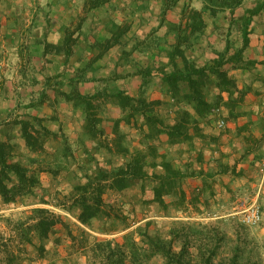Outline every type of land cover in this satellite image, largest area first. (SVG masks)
I'll use <instances>...</instances> for the list:
<instances>
[{"label":"trees","instance_id":"1","mask_svg":"<svg viewBox=\"0 0 264 264\" xmlns=\"http://www.w3.org/2000/svg\"><path fill=\"white\" fill-rule=\"evenodd\" d=\"M44 1L0 0V18H15L14 34L16 30L17 35L22 34L21 52L25 53L26 64L30 63L31 53L26 38L37 35L33 33L36 20L42 17L51 29L56 14L54 5L64 0ZM82 1L84 10L71 26H63L61 19L54 23L56 33H65L61 41H50L52 31L46 28L39 32L43 41L36 40L43 45L45 56L65 54V70L77 53V31L88 21V30L95 28L89 14L111 7V0ZM153 1L130 0V15L150 9ZM195 1L201 3L200 7ZM158 2L157 28L143 39L132 38L130 52L123 50L122 54H127L123 56L125 60L129 55L131 59L133 52L157 49L166 42L168 61L159 69L144 68L138 72L145 78L159 77L167 86L172 101L163 109L162 100H149L143 91L132 96L120 89L119 73L106 78L95 74L94 63L99 58L118 44L126 46L121 39L129 26L113 25L106 40L94 38L88 43L92 49L100 50L97 58L88 60L79 56L78 64L68 72L45 75L37 98L25 103L19 97L12 111L0 116V211L29 204L30 198L31 204L37 205L25 218L0 215L5 226L4 230L0 226V264H24L37 259H48V264H259L258 252L264 244L253 235L250 228L253 225L238 223L233 231L235 240L230 242L227 225L236 220L211 219L215 214L211 199L215 195L216 176L240 177L243 172L236 171V163L230 167L219 158L210 160V164H217V170L197 168L196 164L206 162L205 154L189 155L197 138L210 146L219 141L218 134L206 133L204 122L226 131L228 126L219 128L216 122L223 118L228 124L240 116L238 108L252 85L239 87L231 71L254 72L258 63L264 65V60L246 58L251 24L256 16L264 14V0H257L240 16L236 11L244 7L245 0ZM172 12H177L178 17L170 20ZM164 26L167 32L159 36L157 31ZM235 31L241 36L240 43L233 36ZM170 33L175 37L172 44L166 41ZM214 34H219L224 43L217 44ZM207 50L216 56L202 62ZM26 64L21 71L29 77L30 66ZM33 78L34 85L41 82ZM257 80L264 82V75H254L251 82ZM85 82L96 83L95 90L83 92L80 86ZM62 85L70 90L64 91ZM50 90L55 92L53 113L41 115L42 105L51 96ZM62 102L71 105L72 118L80 122L76 137L65 130L58 111ZM110 103L120 108V116L110 118L111 133L102 116ZM36 111L39 113L34 114ZM247 129L248 125H244L238 131ZM261 144V140L251 138L242 158L252 150H259ZM43 173L51 174L55 185L46 186ZM189 178L202 181V186L196 187L191 195L184 187ZM50 203L73 215L83 226L81 231L75 232L62 213L46 206ZM260 206L263 211L261 203ZM150 208L163 213L160 216L166 218L163 221L166 225L159 227L161 223L150 215L137 221L138 212ZM190 210L215 221L184 220L176 215ZM60 230L61 235L53 239ZM93 233L122 234V238H98ZM62 236L68 241L65 255L59 250ZM51 243L57 247L53 251L48 247ZM225 245H229V254L217 259Z\"/></svg>","mask_w":264,"mask_h":264},{"label":"crops","instance_id":"2","mask_svg":"<svg viewBox=\"0 0 264 264\" xmlns=\"http://www.w3.org/2000/svg\"><path fill=\"white\" fill-rule=\"evenodd\" d=\"M247 3L245 2L244 7L236 11L237 16L242 15L246 8H252L255 5ZM129 6L130 0H111V7L99 8L89 14L90 20L95 21V28H93V31H89L87 25L90 24L88 21L82 30L77 31L76 36L79 37V46L77 53L71 57L66 70L64 69L65 54H48L45 56L43 45L40 43L37 44L36 40L41 38L39 32L46 28V31H52L50 41H61L65 33L64 31L60 34L56 33L54 23L61 19L63 26H71L73 19L78 16L77 14H82L84 10L82 0H64L61 3L58 2L56 6L54 5L56 14H53L55 18L51 23V29L46 25L48 23L41 19L42 17L36 20L35 26L37 27L33 33H37V35L31 34L26 38V43L29 44L31 50L29 64H26L24 58L25 53L21 52L24 42L22 34L17 35V30L16 35L14 34L15 29L13 26L15 25V18L2 16L0 18V116H7L12 111V108L15 107L17 101H19V97L25 103H29L32 98H37L39 96V88L42 85L44 86L45 75H54V73L56 75L61 72H68L70 67L72 68L73 65L78 64L79 56L88 60L94 56L97 58L100 50L92 49L88 43L93 42L94 38L98 41L106 40L111 36L110 32L113 25L129 26L128 31L121 39L126 43V46L118 44L112 47L102 58H99L94 63L95 74L100 78H106L114 72H117L119 75H122L117 82L120 89L126 90L132 96H136L140 91H143L149 100H162V109L164 105L169 104L172 101V97L162 79L156 76L145 78L138 74L144 68L159 69L168 61L165 50L167 48L166 42L157 49L146 52H133L131 59L129 55L127 60H125L123 56L126 57L127 54H122L123 50L130 52V40L132 38L139 37L143 39L154 28H157L159 23L157 15L160 11V4L158 0H154L150 9L144 12L138 11L135 15H130ZM177 17V12H172L169 15L170 20L176 19ZM26 21H29V19H26ZM76 22L73 24H76ZM251 28L250 46L246 51V58L261 62L264 60V14H260L254 18ZM81 32L85 34H80ZM166 32V26H164L157 31V34L159 36H165ZM233 36L238 40V43L241 42L239 32L235 31ZM213 37V40L218 41L217 44L224 43L223 39L219 37V34H214ZM41 40L43 41V38ZM166 41L170 44L174 43V34H168ZM194 55L198 57L199 54L195 52ZM215 56L214 53L207 50L201 59L203 62L207 58H213ZM25 64L30 66L27 70L29 77H25L21 71L22 66ZM231 75L237 79L239 87L246 86L248 83L252 85L246 95L245 102L238 108L241 112L240 116L228 121V129L226 131H220L213 124L210 125L209 122H204L203 127L206 133L218 134L220 137L219 141L218 143H212L210 146V144L197 138L195 148L193 147L194 149L191 155H189L196 157L199 152L205 154L206 162L203 165L196 164L195 167L197 168L203 166L204 169L217 170V164L215 162L210 164V160L219 158L222 163L229 164L230 167L236 163V171L243 172L240 177L232 174H218L216 176L217 182L214 187L215 195L211 199V210L215 214H213L214 216L211 219L236 216V214L241 213L245 206L255 201L257 196L260 197L261 193H264V82L262 80L251 82L254 75H259V77L264 75V65L258 63L254 72L234 69L231 71ZM33 77H37L41 82L38 85H34ZM66 82H68V79ZM96 86V83L85 82L81 84L80 89L83 92H92ZM62 88L64 91L70 90V88L67 89V85ZM50 95L42 105L41 115L47 116L53 113L51 106L55 100V92L50 90ZM58 111L64 121L65 130L70 136L76 137V127L80 125V122L77 118H72L71 105L62 102ZM38 113V111L34 112V114ZM224 114L227 115L226 109H224ZM102 116H104V123L108 127L109 133H111L109 126H111L112 122L110 118L120 116L119 106L115 103H110ZM169 116H174V113L171 112ZM244 125H248V129L241 132L238 131L239 127ZM251 138L261 140L262 146L259 150H252L245 158H242L244 147L246 144L248 145ZM184 147L186 148L187 146L184 145ZM46 174L49 176V181L46 186L49 184L55 185V180L51 174ZM61 185L63 189L66 186L64 182ZM201 186L202 181L197 178H189L184 185L189 195L194 194L196 187ZM30 199L33 200V198ZM30 205L32 207L37 206Z\"/></svg>","mask_w":264,"mask_h":264},{"label":"rangeland","instance_id":"3","mask_svg":"<svg viewBox=\"0 0 264 264\" xmlns=\"http://www.w3.org/2000/svg\"><path fill=\"white\" fill-rule=\"evenodd\" d=\"M21 1L23 3V1L26 2L27 0H21ZM46 1L47 0H45L44 3ZM256 1L257 0H245V2H248L247 4H255ZM200 4H201L200 2L195 1V5L196 6L200 7ZM48 177L49 176L46 173H43V181H44V184L45 185L49 181L48 180ZM260 197L257 196L256 200L258 201L259 204L261 203V205L264 208V193H261V196ZM32 201H33L32 199H29L28 200L29 205L28 204H26V205H20L19 204V205L15 206L14 208H11V209H7V210L2 209L0 211V215H7V216H10L13 219H18L19 217H24L25 218L27 216V214H29L31 212L32 206L30 204L32 203ZM46 206L54 209L55 211H57L59 213H62L64 215L65 219L67 221L71 222L72 228L74 229L75 232H78L79 233L81 231V227H83V226H81L79 224V222L76 220V218L73 215L62 212L58 207H56L52 203H50L49 205H46ZM146 215H150L151 217H156V221H158V222L161 223L159 225V227H163V225H166L163 222V221H165L166 218H164L163 216H160V215H163V213L162 212H158L156 209H151V208L148 209L147 211L146 210L145 211H139L138 212V215L136 216L137 221L138 220H141L143 218H146L147 217ZM176 215L180 219H184V220L190 219L191 221H194L195 220V221H204V222L215 221V220H210V218L199 217V216L196 215V211H193V210L185 211V212H180V213H178ZM231 218L232 219H235L236 222H232L231 221L227 225V230H228L230 242H232L233 240H235V235H234V232L233 231H234L235 227L238 225V223H240V224L242 223V214L241 213L236 214V216H233ZM167 219H169L170 221H172V218H167ZM0 226H1V229L2 230L5 229L4 223H1V221H0ZM59 227H61V226H59ZM250 228L252 229L253 235L257 238V240L258 241L259 240L262 241V243L264 244V209H263V220L261 221V223H259L258 225H253ZM61 232H62V230L58 231L57 234H54L53 235V239H54L55 236L61 235ZM93 234L95 236H97L98 238L99 237L100 238H105V237L106 238H111V237L122 238V234H117V235H112V236L102 235V234H99V233H93ZM61 243L62 244L59 247V250L61 251V254L62 255H65L67 253V246H66V244L68 243V241L65 240L63 238V236H62V242ZM48 247L51 248L52 251L55 248H57L53 243L49 244ZM222 250H223V252L216 257L217 259H219L222 255H228L229 254V245H225ZM31 254L34 255L33 252H31ZM258 254L260 255V257H258L259 258V264H264V247H263L262 251H259L258 252ZM48 263H49L48 259H37V260L32 261L31 263L27 260V261H25L24 264H48Z\"/></svg>","mask_w":264,"mask_h":264},{"label":"built area","instance_id":"4","mask_svg":"<svg viewBox=\"0 0 264 264\" xmlns=\"http://www.w3.org/2000/svg\"><path fill=\"white\" fill-rule=\"evenodd\" d=\"M216 125L219 128H225L228 126V124H226L223 118L219 119L216 122ZM241 214H242V222L247 225H258L263 220V211L257 200L245 206L242 209Z\"/></svg>","mask_w":264,"mask_h":264}]
</instances>
